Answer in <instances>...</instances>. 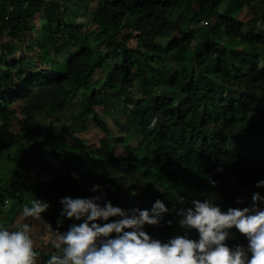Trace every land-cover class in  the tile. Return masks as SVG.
I'll return each mask as SVG.
<instances>
[{
  "label": "trees",
  "instance_id": "16d2710c",
  "mask_svg": "<svg viewBox=\"0 0 264 264\" xmlns=\"http://www.w3.org/2000/svg\"><path fill=\"white\" fill-rule=\"evenodd\" d=\"M224 1L245 17L218 11ZM257 20L264 24V0H0V156L13 160L0 193L15 212L20 190L49 205L40 229L24 221L39 232L31 234L35 264H47L56 253L49 242L79 223L60 216L64 196L103 193L98 203L122 209L159 198L170 211L144 230L163 242L184 233L176 209L194 198L226 210L264 195L255 187L264 178ZM109 99L118 104L107 108ZM98 106L111 109L115 127L98 118ZM91 123L104 133L96 140L82 134ZM230 232V246L247 243Z\"/></svg>",
  "mask_w": 264,
  "mask_h": 264
},
{
  "label": "clouds",
  "instance_id": "9594fccd",
  "mask_svg": "<svg viewBox=\"0 0 264 264\" xmlns=\"http://www.w3.org/2000/svg\"><path fill=\"white\" fill-rule=\"evenodd\" d=\"M72 175L78 178L75 172ZM207 179L215 186V180L210 176ZM255 187H264V178L258 179ZM99 190V185H92L91 191ZM102 198L103 193L60 198V216L79 223L70 224L49 242L56 253L47 264H264V207L259 206L264 205V195L258 191L252 193L250 206L226 210L215 198L192 199L190 207L176 209L184 233L163 242L144 230L145 224L159 225L163 214L170 211L161 199L157 198L150 208L122 209L108 200L101 205L98 201ZM176 200L184 204L183 196L178 195ZM241 202L238 197L236 203ZM48 207L47 202L35 200L31 206H23L22 220L14 228L0 224V264H35L38 253L29 223L24 221L29 217L41 218ZM110 217L118 219L109 220ZM231 229L243 234L247 243H226ZM192 231L197 238L188 235Z\"/></svg>",
  "mask_w": 264,
  "mask_h": 264
},
{
  "label": "rangeland",
  "instance_id": "374dc122",
  "mask_svg": "<svg viewBox=\"0 0 264 264\" xmlns=\"http://www.w3.org/2000/svg\"><path fill=\"white\" fill-rule=\"evenodd\" d=\"M227 2L228 1H224L221 4V6L219 7V10L218 11H221L222 8H226V10H227V12L229 14H234V15L235 14H238V16L241 17V18H244L245 17L244 16V11L241 10V8H239L236 4H233V3L232 4H228ZM234 5H236V6H234ZM65 8H66L65 9L66 15H68V17L74 18L75 17L74 16L75 15L74 8L71 5H69V4ZM259 26H264V24L261 23ZM75 100H76V98H74L72 101H75ZM116 104H118V101H116L114 99H109V101H108V107L107 108H109L111 106H115ZM74 106H72L69 109H67L66 111H64V115L65 116H68L72 112L71 109ZM96 111H97L98 118L100 120H104L111 127L114 126L111 123V115L110 114H107V113H110L111 112V109H107L106 110L105 107L98 106ZM65 116H61V117H63L65 119L66 118ZM61 121L62 120H60V122ZM88 126L87 127L89 129H86L84 132H82V134H84V135H86L88 137H91L92 139H95V140H96V138L98 136L104 135V133L102 131H100V128L96 124H94V125L93 124L92 125L89 124ZM70 136H72V135H69V138H71ZM90 141L91 140L89 139L88 142H90ZM131 142L134 143L135 141L134 140H131ZM16 156H17V151H16ZM12 165H13V160L11 158H6V156L5 157L0 156V185L7 181L8 177H9V175L11 173ZM11 191H13V190H11ZM17 191H19V190H17ZM19 192H20V194H22L23 206L25 204L31 206V204L33 203V201L32 200H29L27 198L26 194L22 190H20ZM4 195H7V193L6 192H1L0 193V224L2 222V223H4L3 224L4 226L10 227V228H14V226H16L22 220V216H21L22 211L21 212H18V211L15 212L14 209L11 210V205H9V204L4 205L3 204L4 203V199H3ZM5 199H7V198H5ZM12 213L14 214L15 219H11ZM41 214H43V213H41ZM43 216H44V214L41 215V218H39V219L29 217L28 219L30 220L31 227L32 228H35L36 227L37 229H40L39 223L36 222V220L37 221L39 220L41 223H43ZM112 219H118V217H110L109 218V220H112ZM11 221H13V222H11ZM8 223H11V225L8 224ZM31 234L37 236V235H39V232L38 233H37V231H33L32 232V229H31Z\"/></svg>",
  "mask_w": 264,
  "mask_h": 264
},
{
  "label": "built area",
  "instance_id": "2783aa9c",
  "mask_svg": "<svg viewBox=\"0 0 264 264\" xmlns=\"http://www.w3.org/2000/svg\"><path fill=\"white\" fill-rule=\"evenodd\" d=\"M8 204V200H4V205H7Z\"/></svg>",
  "mask_w": 264,
  "mask_h": 264
}]
</instances>
